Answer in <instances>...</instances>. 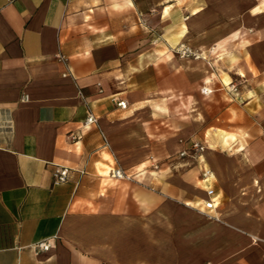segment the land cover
I'll return each mask as SVG.
<instances>
[{"label": "crops", "instance_id": "1", "mask_svg": "<svg viewBox=\"0 0 264 264\" xmlns=\"http://www.w3.org/2000/svg\"><path fill=\"white\" fill-rule=\"evenodd\" d=\"M204 114L264 125V0H0V264H264L256 127Z\"/></svg>", "mask_w": 264, "mask_h": 264}, {"label": "built area", "instance_id": "2", "mask_svg": "<svg viewBox=\"0 0 264 264\" xmlns=\"http://www.w3.org/2000/svg\"><path fill=\"white\" fill-rule=\"evenodd\" d=\"M11 1V0H7ZM172 51L179 57L183 59H194L198 60L202 58L201 54L199 52L194 51L190 46H188L186 43H180L174 48H172ZM69 75V72L64 73L63 76ZM200 93L203 95H207L211 93V90L207 87L203 86L200 89ZM29 100L28 95L22 94L20 97L21 102H27ZM117 107L124 109L126 107V103L124 101H118L116 103ZM90 125H97V118L93 115V113L88 109L85 120L83 122V126L87 127ZM205 149V146L197 141H191L189 144L188 149H184L177 153L178 157L183 158L190 156L193 157H199ZM70 170L63 166H55L52 172V182L53 185H60L67 181L69 176ZM210 172L208 170L202 172L201 177L202 179H206L209 176ZM112 176L116 179H129V176L126 175L120 168H116L112 172ZM213 191L211 189L207 190L208 195H212ZM215 208V203L213 199H208L203 201V209L200 210V212L207 217L208 219H214L215 216L212 214L213 210ZM51 248V244L49 240H43L40 241L32 246V249L35 252L41 251L45 252L48 251Z\"/></svg>", "mask_w": 264, "mask_h": 264}, {"label": "rangeland", "instance_id": "3", "mask_svg": "<svg viewBox=\"0 0 264 264\" xmlns=\"http://www.w3.org/2000/svg\"><path fill=\"white\" fill-rule=\"evenodd\" d=\"M204 115L205 117L203 116V119L206 121L207 127L211 125H216L230 132L242 133L248 127H250L251 124H254V126L256 127V131L252 136V142L254 143L253 145L254 152L258 157L264 158V125L259 120L256 119L257 118L256 114H252L253 116H250L251 114H204ZM197 117H198L197 114H192V116L189 117L190 118L189 120L191 121L193 120V118L195 119Z\"/></svg>", "mask_w": 264, "mask_h": 264}, {"label": "bare ground", "instance_id": "4", "mask_svg": "<svg viewBox=\"0 0 264 264\" xmlns=\"http://www.w3.org/2000/svg\"><path fill=\"white\" fill-rule=\"evenodd\" d=\"M222 134V133H221ZM226 139V138H225ZM225 141V140H224ZM207 188V187H206Z\"/></svg>", "mask_w": 264, "mask_h": 264}]
</instances>
